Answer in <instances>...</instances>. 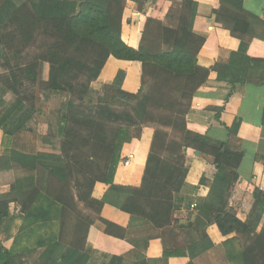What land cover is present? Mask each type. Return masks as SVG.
Listing matches in <instances>:
<instances>
[{"label":"trees","instance_id":"1","mask_svg":"<svg viewBox=\"0 0 264 264\" xmlns=\"http://www.w3.org/2000/svg\"><path fill=\"white\" fill-rule=\"evenodd\" d=\"M3 1L1 132L8 138L19 132L37 134L43 115L37 97L43 103L55 94L65 99L55 119L56 133L43 139L51 150L35 155L7 150L0 165L17 173L10 191L0 195V221L8 217L13 203L20 206L24 227L58 223L57 238L38 246L39 264H71L80 256L84 264L88 243L107 255H128L130 228L101 219L105 204L133 222H142V229H150L151 235L159 234L163 262L178 255L171 246V229L177 224L174 213L193 204L177 198L189 188L185 183L188 149L211 157L216 173L206 199L193 209L194 220L177 227L185 236L181 251L190 258L209 251L213 246L206 242V229L215 226L223 237L236 236L221 246L226 264H264L260 216L241 221L228 207L244 159L232 142L240 121H234L226 142L211 141L186 127L192 98L210 72L196 63L205 38L192 32L194 4L184 0L172 5L163 22L147 18L134 50L120 37L127 0ZM215 19L241 42L264 41V25L255 31L257 20L243 10L242 0H220ZM109 57L140 64L136 94L123 91L117 78L98 91L92 89ZM210 70L231 89L235 84L264 86V59L231 53L227 64H215ZM147 127L153 135L140 185H114L122 146ZM260 129L254 160L264 162V106ZM97 183L109 186L101 201L92 198ZM253 197L252 214L257 207L264 208V193L254 191ZM197 241L202 243L196 247ZM139 258L135 264H148L142 255ZM19 259L0 247V264H20Z\"/></svg>","mask_w":264,"mask_h":264},{"label":"crops","instance_id":"2","mask_svg":"<svg viewBox=\"0 0 264 264\" xmlns=\"http://www.w3.org/2000/svg\"><path fill=\"white\" fill-rule=\"evenodd\" d=\"M184 0H127L122 15V42L137 50L147 18L153 17L163 22L174 4ZM194 6L192 32L204 36L205 41L200 49L196 63L199 67L208 69L207 82L194 94L189 113L186 116V127L191 133L207 136L214 142H226L229 139L228 130L235 120L240 125L232 142L244 153V159L237 169L239 180L231 190L228 207L236 217L244 221L248 216L259 215L260 226L264 225V208L254 206V191L264 193V162L255 161L257 144L260 139V124L264 106V86L235 84L231 89L227 83L219 82L217 75L210 69L215 64H227L231 53H241L249 58L264 59V41L254 39L244 43L233 38L230 33L215 19L220 9V0H190ZM243 10L254 16L256 32L264 25V0H242ZM141 7V11L138 9ZM117 78L121 89L130 94H136L140 89L141 66L138 62L122 61L109 57L98 78L91 84L98 91L103 85L110 84ZM48 104H44L43 115L40 117L37 134L19 132L13 137H5L0 130V165L7 150H15L26 155H35L38 151H50L51 147L44 144V137L56 133V121L65 99L61 95L50 96ZM152 128L141 130L137 138L124 144L120 151V159L113 176V184L120 187H138L141 183L143 170L148 155ZM188 173L185 183L187 189L177 195V198L190 199L193 204L206 199L209 187L216 173L211 157L202 156L191 149L186 151ZM129 161L127 166L125 161ZM16 172L6 168L0 169V195L7 194L15 182ZM109 186L97 183L92 190V198L101 201ZM9 215L0 221V247L14 256L19 257L20 264H39L42 262L37 255L40 243L57 238L58 223L56 221L44 225L24 227L23 215L18 204H10ZM195 212L181 206L175 213L177 221L172 232L171 246L177 249L178 255L163 258V246L159 234L151 235L150 229H142L143 223L133 222L129 215L105 204L99 217L124 230L130 228L126 237L127 245L131 247L128 255L112 256L96 250L93 243L86 246L88 260L84 264H135L141 255L148 264H226L221 246L234 234L223 237L215 226L206 229L207 241L212 248L206 253L193 258L184 255V238L177 227L192 222ZM46 228V229H45ZM141 228V229H140ZM52 229V230H50ZM153 232V231H152ZM161 233V232H158ZM177 235V237H176ZM202 242L197 241L196 247ZM133 249V250H132ZM83 257L77 258L71 264H82Z\"/></svg>","mask_w":264,"mask_h":264},{"label":"rangeland","instance_id":"3","mask_svg":"<svg viewBox=\"0 0 264 264\" xmlns=\"http://www.w3.org/2000/svg\"><path fill=\"white\" fill-rule=\"evenodd\" d=\"M0 3H5L3 0H0ZM37 99H38V104H39V106L42 108V110L44 109V104H48L47 102L46 103H43V101H42V98H41V96H38L37 97ZM43 104V105H42ZM38 126H39V124H38ZM87 213V212H86ZM46 229V228H45ZM50 230H52V229H50ZM41 252H42V250H39L38 252H37V255L39 256V254H41Z\"/></svg>","mask_w":264,"mask_h":264},{"label":"built area","instance_id":"4","mask_svg":"<svg viewBox=\"0 0 264 264\" xmlns=\"http://www.w3.org/2000/svg\"><path fill=\"white\" fill-rule=\"evenodd\" d=\"M128 164H129L128 160L124 162L125 166H127ZM190 208L193 210L195 208V204H192Z\"/></svg>","mask_w":264,"mask_h":264}]
</instances>
